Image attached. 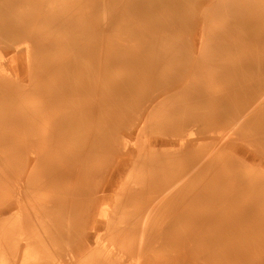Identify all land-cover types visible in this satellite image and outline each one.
<instances>
[{
	"label": "bare ground",
	"instance_id": "obj_1",
	"mask_svg": "<svg viewBox=\"0 0 264 264\" xmlns=\"http://www.w3.org/2000/svg\"><path fill=\"white\" fill-rule=\"evenodd\" d=\"M184 1L186 0H0V125L13 126L21 131L18 135L5 137H12L11 139H15L16 142L9 152L11 158L9 165L12 169V207L17 208L10 215L9 221L0 219V235L7 233L6 228L12 223L10 232L25 239L23 246L17 249L20 254L14 256L19 258V264H41L55 245V239L50 231L41 227L37 218L33 216L35 204L30 191L37 186L36 174L38 173L37 179L42 180L44 188L54 191L57 186L56 179H63L61 176L63 171L68 174L75 172L73 168L61 166L59 160L68 161L76 158L83 161L88 158L87 150L93 137L99 140L97 145L101 147L109 145L106 134L108 130L111 133L109 126L113 122L111 117H104L101 114L105 104L95 103L97 93L102 90L100 83L110 82L109 79L107 81L108 71L117 64L126 68L145 66L142 64L144 62L142 55L145 54L137 53L125 57L124 45L113 48L112 41H108L110 45L104 44L108 33L114 32L119 22L123 20L125 12L133 11L135 17H140L147 12L144 9L145 4H151L152 11L159 10L165 5L178 8L180 11L184 9ZM176 19L178 18L174 20ZM62 33L68 35L62 37ZM214 34L222 35L218 30ZM153 50L156 53L151 55L153 61L148 66L151 72L160 67L176 72V76L167 84L169 88L164 90L171 91L179 84L188 85L190 81L187 72L195 67L182 62L183 56L187 54L183 52L191 50L183 47L169 48L165 45L161 47L155 45ZM220 50L234 52L237 48ZM251 50L260 51L264 50V47ZM175 56L176 62L169 60ZM159 58L167 59V62H160ZM178 60L180 62H177ZM247 62L250 64V59L248 61L239 59L235 66L242 68ZM228 65H224L221 74L230 72L229 68L227 69ZM257 67L264 77V58L260 59ZM194 70L198 71L196 68ZM113 81L115 83L111 84H114L115 91H123L135 82ZM253 87L254 93L264 96V84ZM179 90L180 88L177 92ZM196 100L199 105L209 103L215 107L224 103L219 97L212 99L202 97ZM154 101L143 107L150 106L149 109H153L157 105H151ZM106 106L114 108L113 106L118 104L110 99ZM179 108L184 106L173 107ZM227 110H217L211 112V115L223 118L227 116ZM250 110L249 104L245 102L244 112ZM160 114L164 115V112ZM165 114L169 115L171 112L167 111ZM171 118L173 117L156 121L144 119L142 122L151 127H137L135 139L122 135L116 140L119 141L117 149L111 150L112 159L107 161V164L111 165L104 170L101 168L95 170L101 175L94 186L88 189L84 198L86 202L84 205L83 201L82 207H98L92 216L95 218L97 214L99 218L105 220L107 231L103 235L99 233L98 225L92 226L95 229L96 245L91 250L103 254L111 263H124V255L128 250L140 244L149 234L146 222L142 220L139 223L135 219L137 213H130L129 220L128 215L122 214L124 209L120 207H204L191 206V203H199L198 201L211 203L212 199L207 201L206 195L209 198L214 196L219 204L238 205V200L216 199V192L223 187L219 183L211 187L198 183L197 187H193L188 182L190 175L198 173L204 165H208L209 158L216 161L226 158L233 166L243 165L245 161L264 166V153L258 154V146L238 135L234 127L223 131L209 128L186 133L184 126L176 133L173 132L177 129L175 121ZM193 119L198 120V117ZM94 121L97 125L100 122L102 124L95 128ZM153 132L159 136L155 138L150 134ZM0 140L4 141V138ZM206 144L212 145L213 148L210 152L201 154L200 150ZM132 148L134 152L129 153ZM115 151H120L125 157L119 154L115 156ZM106 160L105 157L102 162ZM174 161L187 164L186 170L174 166ZM39 165L42 166L37 170ZM118 170L125 172L124 184L114 185L115 173ZM76 172L79 173V169ZM234 182L228 187H232ZM66 184L69 200L73 197L71 189L74 186ZM112 185L113 205L110 208H99L104 197L102 194L112 189ZM207 188L214 190L213 195L211 193L209 195ZM241 190L240 186H235L227 188L225 192L229 191V194L237 199V192ZM46 199L48 200L44 201L52 200L50 197ZM54 204L63 205L65 201ZM239 205L238 207H249L247 203ZM250 212L244 210L238 215L243 216ZM174 215L168 213L164 216L166 222L164 223L162 218L157 224L169 231L175 228L181 219L192 227L218 225L215 224L216 221L213 223L207 221L206 216L196 219L189 214H183L178 218ZM28 226L30 229L26 230ZM195 233L196 239L184 240L186 246L176 247V243H173L169 256L163 260L147 256L142 257L143 263L135 264H202L201 262L223 264L227 257L226 251L223 253L211 250L204 244L198 247L197 244L203 239V234ZM206 236L210 238L211 232ZM155 238L159 243L162 240L159 239V233L155 234ZM167 238L168 235L165 239ZM6 251V248H0V264H10L8 261L10 256ZM197 258L200 261H195ZM130 262L133 264L136 258L133 257Z\"/></svg>",
	"mask_w": 264,
	"mask_h": 264
},
{
	"label": "rangeland",
	"instance_id": "obj_2",
	"mask_svg": "<svg viewBox=\"0 0 264 264\" xmlns=\"http://www.w3.org/2000/svg\"><path fill=\"white\" fill-rule=\"evenodd\" d=\"M184 2V9L180 11L178 8L167 5L152 11L153 6L145 4L144 9L147 12L140 17H135L133 11L125 12L123 20L119 22L114 32L108 33L105 38L104 44L110 45L108 41H112L113 48L125 46V57L137 53L145 54L142 55L144 57L142 64L145 66L126 68L117 64L108 71L107 81L109 79L110 82L100 83L102 90L97 93L96 97L98 98L95 103L105 104L101 114L104 117H111L113 122L109 126L111 133L109 130L107 134L105 133L109 145L101 147L97 145L99 140L93 137L87 150L88 158L83 161L76 158L68 161L59 160L61 166L67 169L73 168L75 172L68 174L63 171L61 174L63 179H56L57 186L54 191L44 188L42 180H38V173L36 174L37 186L30 191L35 204L33 216L37 218L41 227L50 231L51 236L55 239V245L51 248L53 250L47 253L48 256L41 264H120L111 263L104 258L103 254L91 250L96 245L95 229L92 226L98 225L99 233L103 235L107 231L106 222L97 214L95 218L92 216L93 211L98 207H82V204L88 189L94 186L101 175L95 170L98 168L104 170L111 165L107 164V161L112 159L111 150L117 149L119 145L117 144L119 141L116 140L122 135L126 136L125 138L135 139L137 127H151L142 122L146 118L156 121L161 118L173 117L171 119L175 121L174 125L177 128L173 132L176 131V133L180 132L184 126L186 133L209 128H218L223 131L234 127L238 135L258 146V154L264 153V96L253 91L255 89L253 85L264 84V77L259 73L257 67L260 59L264 58V50H251L264 47V41H262L264 40V0H186ZM175 18L178 19L174 20ZM217 30L222 35L216 36L214 33ZM67 35V33L66 35L62 33L61 36L66 37ZM155 45L159 47L165 45L169 48L183 47L191 50L183 52L187 53L185 56L181 55L184 57L182 63H187L190 67H195L198 70L196 72L195 68H192L187 72V78L190 81L187 82L188 85H176V89H173L175 92L164 90L169 88L167 84L176 76V72L165 67H160L152 72L149 70L148 66L153 61L151 55L156 53L153 50ZM230 48H237V51L220 50ZM175 59L176 56L169 58L172 62H176ZM239 59L240 61L250 59V64L247 62L245 67L236 68V62ZM159 60L163 63L167 62V59L164 58H159ZM225 64L228 65L227 69L229 68L230 72L223 75L220 72ZM138 73L139 76H137ZM113 80H134L135 82L123 91H115L114 84H111L115 83ZM179 88L180 90L177 92ZM202 97L208 99L219 97L224 103L220 106L218 104L217 107L211 106L209 103L197 104L196 99ZM110 99L118 106L107 107L106 103ZM152 101L154 102L151 105L157 104L153 109H149L150 106L149 108L143 107ZM245 102L251 108L248 112H244ZM176 105H183L184 108L173 109ZM223 109H228L227 116L217 118L211 115V112ZM167 111H170L171 114H165ZM161 112H164V115H161ZM193 117H198V120ZM233 122L235 123L233 124ZM93 124L96 128L102 123L97 125V122L94 121ZM152 125L155 126V123ZM20 133L21 131L13 126L0 125V139L4 138V141L0 140V219L6 221L10 220V215L17 207H12V169L9 165L11 162L9 152L12 151L16 142L15 139H11L12 137H5ZM150 134L155 138L159 136L156 132ZM212 148V145L206 144L200 152L204 154L210 152ZM131 152H134L133 148L129 153ZM120 153V151H115L114 155L119 154V156L125 157ZM105 157L107 160L102 162ZM208 162L209 164L204 165L198 173L190 175L188 182L193 187H197L198 183L207 187L219 183L223 187L222 190L218 189L216 192V199L238 200V205L219 204L215 201L214 196L209 198L206 195L207 201L212 199L211 203L206 201L191 203V206L204 205V207H120L124 209L122 214L128 215L129 220L130 213H137L135 219L139 223L142 220L146 222L149 230V234L144 237L143 241L137 246L134 245L132 250H128L124 255L122 264H132L130 261L133 257L136 258V262L133 264L143 263L142 257L146 258L147 256L163 260L169 256L173 243H176V247L186 246L184 240L186 238L196 239L195 232L203 234V239L199 240L198 244L196 243L198 247H202L199 245L204 244L211 250L223 253L226 251L227 257L223 264L264 262V166L248 161H245L243 165L233 166L226 158L218 161L209 158ZM42 165H39L37 170ZM173 165L182 170H186L187 167L184 162L174 161ZM77 169H79V173L76 172ZM115 174L114 185L124 184L125 172L118 170ZM147 174L152 173L147 172ZM233 181H235L233 186L228 187ZM252 182H254V186H252ZM66 183L74 186L71 189L73 197L69 200H67ZM114 185L109 191L101 193L104 197L99 208H110L113 205ZM235 186L242 188L239 193L237 192V199L233 198L229 191L225 192L227 188L231 189ZM61 189L65 190L61 191ZM207 190L209 195L210 193L213 195V189L207 188ZM47 197L52 200L44 201L48 200ZM62 201H65V204H59L60 206L54 204L62 203ZM239 203L241 205L247 203L249 207H238ZM244 210L251 212L239 216L238 213H242ZM168 213L175 214L174 216L177 218L183 214L192 215L196 219L206 216L207 221H211V223L216 221L215 224L218 225L207 224L204 227H192L181 219L175 228L169 231L157 224L162 221V218L165 223L167 219L164 216ZM10 228H12V223H9V227L6 228L9 232L0 235V248L7 249L6 253L10 256L8 257L10 264H15L16 261V264H19V258L14 256L20 254L18 250L23 246L25 239L12 234ZM29 229V226L26 227V230ZM209 232H211L210 238L206 236ZM156 233H159L160 240H164L167 235L168 238L159 243L155 238ZM195 261L200 260L197 258Z\"/></svg>",
	"mask_w": 264,
	"mask_h": 264
}]
</instances>
